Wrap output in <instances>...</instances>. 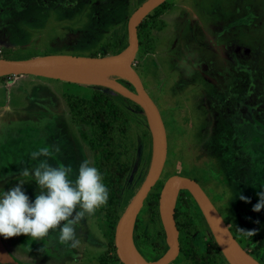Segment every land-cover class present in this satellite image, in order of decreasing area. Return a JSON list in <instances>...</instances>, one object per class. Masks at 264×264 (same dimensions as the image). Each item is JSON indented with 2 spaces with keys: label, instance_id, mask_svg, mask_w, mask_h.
<instances>
[{
  "label": "rangeland",
  "instance_id": "374dc122",
  "mask_svg": "<svg viewBox=\"0 0 264 264\" xmlns=\"http://www.w3.org/2000/svg\"><path fill=\"white\" fill-rule=\"evenodd\" d=\"M143 1L0 0V57L115 54L128 44V18ZM140 24L133 67L161 112L168 156L137 214L135 246L146 261L159 258L165 250L159 212L153 214L150 200L159 197L169 176L177 174L200 181L236 239L255 261L264 264V209L252 210L259 199L257 193L264 191L262 127L243 126L246 135L253 136L242 142L247 147L252 171L246 177L239 174L234 183L221 170L216 146L211 141L218 137L217 131L237 135L233 122L240 115L229 114L227 124L221 120L220 112H227L226 107L238 95L249 96L247 104L254 103L255 96L264 98V0H164ZM115 80L134 90L128 81ZM95 86L100 85L33 74L0 76V190L25 181L23 187L34 199L39 191L37 185L31 175L25 177L22 172L39 160L47 159L53 166L70 164L72 179L83 160L94 165L98 152L89 144L90 133L84 125L71 121L62 93L87 95ZM102 87L107 93L115 91ZM134 109L126 134H118L115 139L120 159L129 161L120 212L141 186L152 154L143 110L139 105ZM223 123L225 129L218 130ZM46 145L52 154L33 160L30 153ZM53 146H59L60 151L56 152ZM234 155L235 151L231 157ZM240 193L250 202L239 199ZM180 198L176 204L181 211L180 251L169 264H201L197 255L206 251L214 238L191 194L183 189ZM106 221L99 208L75 225L79 240L76 248L59 241L58 228L51 230L53 233L46 235H50L48 249L43 248L48 264H101V255L113 257V264H123L114 258V232ZM239 229L255 230L254 235L248 236ZM32 238L20 234L2 240L23 264H34L31 253L37 252L30 249ZM17 242H22V251L16 249ZM80 253L82 259L78 258ZM215 264L227 261L217 253Z\"/></svg>",
  "mask_w": 264,
  "mask_h": 264
},
{
  "label": "water",
  "instance_id": "95a60500",
  "mask_svg": "<svg viewBox=\"0 0 264 264\" xmlns=\"http://www.w3.org/2000/svg\"><path fill=\"white\" fill-rule=\"evenodd\" d=\"M164 0H144L131 13L127 21L128 44L118 53L103 56L70 54H46L26 59L0 57V76L33 74L69 82L94 84L112 88L138 104L145 115L152 140V154L148 172L128 206L118 219L114 231L116 255L123 264H169L180 251L179 230L175 221V205L179 190H187L196 201L208 227L228 264H259L234 237L223 217L209 196L195 180L171 175L164 182L158 197V212L165 233L167 249L157 259L139 262L130 259L125 252L127 239H133L137 214L150 189L159 179L167 155V135L164 122L156 103L144 87L142 78L133 67L138 48L137 29L143 18ZM103 72L108 80H71L70 74L79 72ZM117 77L132 80L134 90L129 89ZM0 263L15 264L16 259L9 252L0 236Z\"/></svg>",
  "mask_w": 264,
  "mask_h": 264
},
{
  "label": "clouds",
  "instance_id": "9594fccd",
  "mask_svg": "<svg viewBox=\"0 0 264 264\" xmlns=\"http://www.w3.org/2000/svg\"><path fill=\"white\" fill-rule=\"evenodd\" d=\"M53 147L56 152L60 151L59 146ZM51 154L50 147L46 145L32 151L30 156L37 160ZM22 175H31L39 191L34 199H30L23 187L25 181L0 190V236L8 238L26 234L41 238L58 228L59 241L76 248L79 240L75 225L86 216L94 215L108 201L109 190L99 169L85 159L72 179L70 164L53 166L44 159L31 169L25 168ZM257 196L259 199L252 207L255 212L264 209V191L258 192ZM239 199L250 202L243 193L239 194ZM239 230L248 236H253L255 231Z\"/></svg>",
  "mask_w": 264,
  "mask_h": 264
},
{
  "label": "trees",
  "instance_id": "16d2710c",
  "mask_svg": "<svg viewBox=\"0 0 264 264\" xmlns=\"http://www.w3.org/2000/svg\"><path fill=\"white\" fill-rule=\"evenodd\" d=\"M146 16H148V14ZM146 16L144 18H146ZM139 26H141V24ZM118 51H116V53ZM102 88L104 87L95 86L94 89L87 95H81L71 92H63L62 94L67 104L69 114L71 116V121L82 124L88 129L90 133L88 139L89 144L98 152L95 156L94 166L97 167L101 172L103 182L109 190L108 201L105 205H102L100 207V212L102 216L104 215L106 217V223H108L107 225L111 226V232L113 233L115 231L116 223L120 218L122 212L124 211L123 210L122 212H120V197L124 179L129 169V161L127 160V158L120 159L119 157V151L117 149V142L115 139L118 134H126L132 111H136V109H134V106L138 107V105L128 97L116 91L107 93L104 92ZM142 115L145 117L143 111ZM123 153H127L125 147ZM182 193L183 190L179 192L176 204L180 202V195ZM150 202L152 205L153 214H157L158 197L156 199H151ZM180 214L181 211L176 205L175 220L178 230L182 228ZM201 218L206 227L209 229L202 214ZM137 236L138 231L135 222L133 237H135L136 239ZM211 244L212 245L208 247L206 251H204L200 255H197V257H199L201 260V264H215V255L217 253H220L223 257L217 243L215 241H212ZM136 248L138 249L137 246ZM164 248L165 250L167 249V244H164ZM165 250L162 251L159 255H162ZM114 258L118 259V257L116 258L115 256ZM100 261L101 264L114 263L113 257H106L105 255L100 256Z\"/></svg>",
  "mask_w": 264,
  "mask_h": 264
},
{
  "label": "flooded vegetation",
  "instance_id": "af4514ba",
  "mask_svg": "<svg viewBox=\"0 0 264 264\" xmlns=\"http://www.w3.org/2000/svg\"><path fill=\"white\" fill-rule=\"evenodd\" d=\"M243 84L244 83L242 82V85ZM226 99L229 100L230 98L226 97ZM247 100H249V96L245 97V96L238 95V98L235 101L232 100L231 106L226 107L227 110H228L227 112H225L223 109L220 112L221 120L222 121L226 120L227 124H230V119H228V115L229 114L238 113V115H240V119L239 120H235L233 122L234 123L233 132H236L237 135L235 137H233V136H230V135L220 134V131H217L216 134H217L218 137L217 138H213L212 137V140H211L213 146L214 145L216 146V148H215L216 149V154H217V156H219L218 163L221 166V170L224 173L228 174L232 178L233 183L236 182L235 178H236V176L238 177L239 174H241L242 176L246 177V174L248 172L252 171V166L250 164L251 160H247V154H248L247 151H246L247 147H245V145L242 144V142L245 141L247 138H252L253 136L250 135L248 137L246 135V131H245V128L243 126L245 124L261 126L262 127V132H263V135H264V98L263 97L256 98V96H255L254 103H250V104H247ZM222 105L224 106V104H222ZM246 122H248V123H246ZM236 125H237V127H236ZM225 126L226 125L223 123L222 126L218 130H224ZM257 131H259V130H257ZM248 132H250V131H248ZM166 135H167V133H166ZM263 148H264V144L262 143L260 151H263ZM167 150H168V138H167ZM233 151L236 152V155L231 157ZM167 153H168V151H167ZM167 156L168 155H166V159H167ZM263 157L261 156L260 159H262ZM247 166H248V168H246ZM233 167H235L237 169V172H234L235 169H233ZM189 178H191V177H189ZM191 179H193L196 182H198V184L201 186V188L209 196L208 192L205 190V188H203V185L200 183V181L197 178H191ZM180 191H182V190H179V192ZM179 192H178V194H179ZM174 217H175V214H174ZM49 232L51 234L52 231L50 230ZM49 239H50V235L49 236H45V237H41L39 240H37L36 238L35 239L32 238L31 241L29 242V244H31L30 249L37 252V254H35V255H33L31 253V260L34 261V264H48V261H47L48 259L46 258V255H45L46 251H44L43 248L48 249L47 247L49 246ZM3 243L6 246V244L4 242V239H3ZM21 243L22 242H20V243L17 242L15 244L17 250L22 251L20 249V248H22V244ZM57 243L59 244V242H57ZM179 245H180V242H179ZM6 248L11 253V250L9 249V247L6 246ZM115 250H116V248H115ZM80 254H81V257L78 256V258L82 259V257H83L82 253H80ZM12 255L16 259V261H18V264H23V262L20 259H18L15 256L14 253ZM1 264H3V263H1Z\"/></svg>",
  "mask_w": 264,
  "mask_h": 264
},
{
  "label": "bare ground",
  "instance_id": "6f19581e",
  "mask_svg": "<svg viewBox=\"0 0 264 264\" xmlns=\"http://www.w3.org/2000/svg\"><path fill=\"white\" fill-rule=\"evenodd\" d=\"M68 78L71 80H81V81L108 80V78L105 76V74L103 72H92V71L70 74L68 76ZM117 78L128 81L129 83H132V80L129 78H126V77H117ZM117 78H115V79H117ZM123 85H125V84H123ZM125 252H126L127 256L132 260L139 261V262H145L146 261L145 258L142 256V254L136 248L132 238L127 239V241L125 243Z\"/></svg>",
  "mask_w": 264,
  "mask_h": 264
},
{
  "label": "crops",
  "instance_id": "0c3cea01",
  "mask_svg": "<svg viewBox=\"0 0 264 264\" xmlns=\"http://www.w3.org/2000/svg\"><path fill=\"white\" fill-rule=\"evenodd\" d=\"M16 264V263H15Z\"/></svg>",
  "mask_w": 264,
  "mask_h": 264
}]
</instances>
